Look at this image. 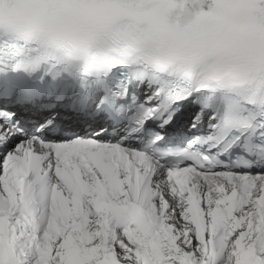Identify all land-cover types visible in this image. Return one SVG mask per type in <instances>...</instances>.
Here are the masks:
<instances>
[{"label":"snow or ice","instance_id":"1","mask_svg":"<svg viewBox=\"0 0 264 264\" xmlns=\"http://www.w3.org/2000/svg\"><path fill=\"white\" fill-rule=\"evenodd\" d=\"M0 264H264V0H0Z\"/></svg>","mask_w":264,"mask_h":264}]
</instances>
